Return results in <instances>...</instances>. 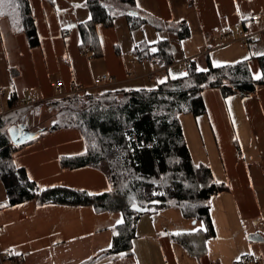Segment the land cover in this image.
I'll return each instance as SVG.
<instances>
[{
  "label": "crops",
  "instance_id": "crops-1",
  "mask_svg": "<svg viewBox=\"0 0 264 264\" xmlns=\"http://www.w3.org/2000/svg\"><path fill=\"white\" fill-rule=\"evenodd\" d=\"M85 1L29 0L40 37V44L34 47L26 34L14 32L9 19L0 16V89L4 92L0 115L12 109L13 93L16 108L39 105L78 88L151 87L168 76L182 75L177 69L185 72L191 61L202 69L208 61L220 65L250 58L253 77L262 75L257 57L264 54V0H135L143 14L186 21L190 37L180 39L176 32L146 23L131 31L132 39L126 41L119 38L118 26L99 24V57L81 49L79 23L91 17ZM104 1L116 11H124L121 15L128 9L119 0ZM121 18V26L129 29L126 17ZM165 38L174 52L168 68L133 54L142 40L154 43ZM103 74L115 82L95 85L94 80ZM57 80L64 85L59 87ZM26 96L29 102L21 100ZM203 97L207 111L195 119V154L186 140L194 161L208 164L215 180L228 186L211 199L216 234L207 240L206 254L197 257L172 238L195 228L174 226L173 215H180L169 207L139 216L132 254L107 255L95 264H264V84L248 96L238 92L224 96L220 89L208 87ZM27 116L31 125L33 119ZM24 146L15 153L14 161L35 182L68 174L50 183H66L90 193H101L110 186L105 162L97 168H60L59 157L86 150V141L77 129L51 132ZM4 192L0 189L2 264H79L110 246L114 228L124 219L121 211L98 212L92 205L41 206L34 199L9 205ZM180 212L183 220L194 219Z\"/></svg>",
  "mask_w": 264,
  "mask_h": 264
},
{
  "label": "trees",
  "instance_id": "trees-1",
  "mask_svg": "<svg viewBox=\"0 0 264 264\" xmlns=\"http://www.w3.org/2000/svg\"><path fill=\"white\" fill-rule=\"evenodd\" d=\"M119 1L128 7L124 15L130 30L148 23L157 30L176 32L180 39L191 35L184 20L165 21L143 14L135 6V0ZM85 5L91 17L79 23L81 49L88 50L92 57H99L102 46L97 26H114L119 14L104 0H86ZM0 11L4 12L2 17L9 19L14 32L26 34L30 46L40 44L29 0H12V3L0 6ZM133 54L139 60L155 61L164 68L174 61L172 45L166 38L154 43L142 40L135 45ZM257 59L264 76V54ZM249 60L245 58L218 66L208 61L202 68L205 71L191 61L183 73L186 75L168 76L164 83L158 81L151 87L84 89L33 107L13 108V101H17L13 93L10 97L12 109L0 115V181L8 195V204L34 199L41 206L92 205L98 212L121 211L124 219L114 228L111 245L79 264H95L107 255L132 254L139 216L169 207H178L185 217L202 220V228L175 233L172 238L191 254L205 255L207 240L216 234L211 199L228 186L215 180L208 164L194 161L180 116L206 113L203 91L208 87L219 88L224 96L236 92L243 96L255 93L264 84V78L257 80L253 77ZM27 110L35 111L37 118L39 116L35 124L39 133L17 145L8 129L23 122L20 118ZM46 112L50 113L46 118L48 123L39 127ZM62 129L79 130L87 147L81 154L62 157L61 165L76 168L99 166L105 162L110 181L107 190L90 193L62 185L40 189L27 170L16 165L14 155L22 146Z\"/></svg>",
  "mask_w": 264,
  "mask_h": 264
},
{
  "label": "rangeland",
  "instance_id": "rangeland-1",
  "mask_svg": "<svg viewBox=\"0 0 264 264\" xmlns=\"http://www.w3.org/2000/svg\"><path fill=\"white\" fill-rule=\"evenodd\" d=\"M124 11H118L117 10V14H119L118 16V18L116 19V22H115V25L116 26H118V36H119V38H123V39H126V41H130L131 39H132V34H131V31H133V30H129L128 28H126V26H125V28L124 27H122L121 26V24L123 23L122 22V19L123 18H121L120 19V17H122L123 15H121V13H123ZM124 17H125V15H124ZM120 19V21L118 22V20ZM126 19V18H125ZM127 20V19H126ZM123 21H124V19H123ZM137 30V29H136ZM134 31H135V29H134ZM134 33H137V32H134ZM177 70H180L182 73H184V71L182 70V68H178ZM180 74V73H179ZM156 83V82H155ZM101 89H103V88H99V90H101ZM219 89V88H218ZM2 91V90H1ZM3 92V91H2ZM3 95H4V92H3ZM3 95L1 96V97H3ZM6 99H7V97H6ZM5 99V106H8V102H7V100ZM21 100H24V101H26V102H29V100H30V98H29V96H26L25 98H22ZM47 102V101H46ZM45 102V103H46ZM33 107V106H32ZM28 111V110H27ZM27 111L24 113V114H22V116H21V118L20 119H23V122H25V123H27V120H28V114H29V118H31V119H33V122L31 123V125H29L30 126V128L31 129H36V126H35V124L36 123H38V119H40L39 118V116H38V118H37V116L35 115V111H29V113H27ZM50 113H48V112H46V113H44L42 116H43V121H41V123L39 122V127L40 126H42V125H45V124H47L48 123V119H46L48 116H50L49 115ZM32 116V117H31ZM195 119H197V116H195V115H193V114H182L181 116H180V120H181V124H182V126H183V129H185V131H184V133H185V137H186V135H187V137H186V139L190 142V145H191V148H192V150H193V152H194V154H195V151H196V148L195 147H193V146H196V144L194 143V133H193V129H194V127H195ZM41 120H42V118H41ZM20 123V122H19ZM16 124H18V123H16ZM28 124V123H27ZM195 130V129H194ZM59 131V130H58ZM51 133V132H50ZM53 133H55V131L53 132ZM43 137V136H42ZM41 137V138H42ZM40 139V138H39ZM39 139H37V140H35L34 142H36V141H38ZM33 143V142H32ZM27 145V144H26ZM23 147H25V146H22L21 148H23ZM20 148V149H21ZM19 151V150H18ZM64 156H66V155H63L62 157H64ZM61 157V158H62ZM61 158L59 157V159H58V162H59V165H60V168L62 169V170H64V167L61 165ZM195 158H197V156L195 155ZM100 166V165H99ZM90 167H94V165H92V166H90ZM95 168H97L96 166H95ZM100 169L101 170H103V168L102 167H100ZM103 171H105V170H103ZM28 173V172H27ZM29 175V174H28ZM67 175L68 174H55V175H53V176H48V177H43V178H46V179H44V180H39L38 182H36L37 183V185L39 186V188L40 189H42V188H46V187H51V186H58V185H62V186H71L72 187V185H65L66 183H50V182H56L55 180H63V179H65V177H67ZM30 177V176H29ZM31 178V177H30ZM33 180V179H32ZM48 183H50V184H48ZM44 184H48V185H44ZM73 187H75V186H73ZM0 189H1V193H5L4 191H5V189H4V185L2 184V182L0 181ZM172 209H175V211H177V213H179V217H176L175 215H173V223L175 224L174 226H180L179 228H190V229H193V228H195L194 230H196L197 228H199V227H197L196 226V224L198 225V224H203V222L200 220V219H197V218H194V219H189V220H183L184 218H183V216L181 215V212H180V210H179V208L178 207H171ZM177 224V225H176Z\"/></svg>",
  "mask_w": 264,
  "mask_h": 264
},
{
  "label": "water",
  "instance_id": "water-1",
  "mask_svg": "<svg viewBox=\"0 0 264 264\" xmlns=\"http://www.w3.org/2000/svg\"><path fill=\"white\" fill-rule=\"evenodd\" d=\"M8 132L12 141L17 145L23 144L30 139L35 138L39 133V131L32 130L25 122H20L10 126Z\"/></svg>",
  "mask_w": 264,
  "mask_h": 264
},
{
  "label": "built area",
  "instance_id": "built-area-1",
  "mask_svg": "<svg viewBox=\"0 0 264 264\" xmlns=\"http://www.w3.org/2000/svg\"><path fill=\"white\" fill-rule=\"evenodd\" d=\"M188 6L189 7H192L193 6V3L192 2H190L189 4H188ZM187 64H188V62H187ZM115 82V79L114 78H110V76L108 75V74H103L102 76H100V77H98V78H96L95 80H94V84L95 85H103V84H107V83H109V82ZM56 84L59 86V87H62L64 84H63V81L62 80H57L56 81ZM82 90H84V89H82V88H78V89H75V90H73V91H71V92H69L68 94H71V93H76V92H79V91H82ZM3 95V92L1 91V89H0V99H1V96ZM256 260V259H255ZM3 263V257L0 255V264H2ZM211 264H220V262L219 261H213Z\"/></svg>",
  "mask_w": 264,
  "mask_h": 264
},
{
  "label": "snow or ice",
  "instance_id": "snow-or-ice-1",
  "mask_svg": "<svg viewBox=\"0 0 264 264\" xmlns=\"http://www.w3.org/2000/svg\"><path fill=\"white\" fill-rule=\"evenodd\" d=\"M5 3H12V0H0V6L4 5ZM3 15H4V12H3V11H0V16H3ZM152 51H156V49H152ZM217 66H218V65H217ZM200 70H201V71H205L204 69H200ZM183 75H186V73L183 74ZM254 78L257 79V80H260V79L264 78V76H262V75H260V74H257V75H255ZM160 83H164V81L161 80ZM110 190H111V189H109V191H110ZM118 223H119V221H118Z\"/></svg>",
  "mask_w": 264,
  "mask_h": 264
}]
</instances>
